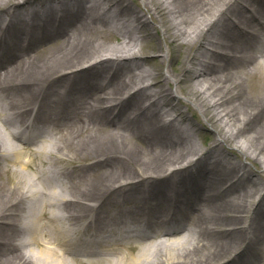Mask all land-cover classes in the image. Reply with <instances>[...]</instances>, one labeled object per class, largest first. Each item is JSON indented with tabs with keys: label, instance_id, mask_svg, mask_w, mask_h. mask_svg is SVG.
<instances>
[{
	"label": "bare ground",
	"instance_id": "6f19581e",
	"mask_svg": "<svg viewBox=\"0 0 264 264\" xmlns=\"http://www.w3.org/2000/svg\"><path fill=\"white\" fill-rule=\"evenodd\" d=\"M129 1L0 0V264H264V0Z\"/></svg>",
	"mask_w": 264,
	"mask_h": 264
},
{
	"label": "rangeland",
	"instance_id": "374dc122",
	"mask_svg": "<svg viewBox=\"0 0 264 264\" xmlns=\"http://www.w3.org/2000/svg\"><path fill=\"white\" fill-rule=\"evenodd\" d=\"M130 2V4L132 5V6H135V5H140V2L139 1H134V0H130L129 1ZM133 2V3H132ZM201 51V49L199 50V48L198 49H194V55H195V57H197L198 56V54H199V52ZM184 58V57H183ZM193 60L190 62H187V63H185L184 65H187V67H188V69L189 70H193ZM182 61H180L179 62V64H178V66L179 67H181L182 66ZM191 109L192 110H190L191 112H192V114L194 115V117H195V120L196 121H198L201 125H203V127H202V132L204 133V135L205 136H203V138H205L206 139V145H207V143H209L210 141H211V137H212V127L209 125V124H207V123H205L204 122V119H203V117L201 116V114L199 113V112H197L196 111V108L195 107H191ZM192 114H189L190 115V117H192ZM193 118V117H192ZM200 142H201V140H200ZM27 159V158H26ZM27 171V173H28V175H30V176H32L33 177V174H34V170H32V169H28V170H26Z\"/></svg>",
	"mask_w": 264,
	"mask_h": 264
}]
</instances>
